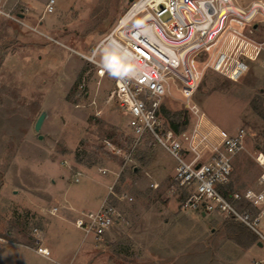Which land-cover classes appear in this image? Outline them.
Wrapping results in <instances>:
<instances>
[{
    "label": "rangeland",
    "instance_id": "1",
    "mask_svg": "<svg viewBox=\"0 0 264 264\" xmlns=\"http://www.w3.org/2000/svg\"><path fill=\"white\" fill-rule=\"evenodd\" d=\"M45 1L0 0V264L264 262V248L236 223L181 211L176 163L162 148L146 140L126 165L108 151L107 143L129 149L128 118L107 103L112 79H98L74 52L89 55L118 26L128 0H54L52 14L44 12ZM243 72L238 66L232 82L206 70L193 96L212 126L248 134L245 151L232 161L234 191L254 185L252 157L264 152V69L254 65L244 78ZM179 88L169 84L162 118L189 130L194 120ZM111 186L122 220L101 240L84 239L73 219L96 210Z\"/></svg>",
    "mask_w": 264,
    "mask_h": 264
},
{
    "label": "built area",
    "instance_id": "2",
    "mask_svg": "<svg viewBox=\"0 0 264 264\" xmlns=\"http://www.w3.org/2000/svg\"><path fill=\"white\" fill-rule=\"evenodd\" d=\"M54 4L46 0L44 12L52 14ZM261 27L264 3L260 1L243 6L237 0H135L118 26L89 55L74 53L93 67L98 79H112L107 103L117 105L128 118L130 147L124 151L107 143L111 155L126 165L144 141L159 146L176 163L173 187L182 195L181 211L216 214L237 223L264 248V152L252 157L258 167L254 185L242 191L228 190L233 158L245 151L248 134L243 130L228 134L212 126L193 103L206 70L232 81L230 73L238 66L243 67V78L254 65L264 69ZM105 53L113 54L114 63L122 67L123 61L135 60L134 75L114 78L102 71L96 58ZM173 82L180 84L184 109L194 120L189 130H174L163 121L162 101ZM115 196L111 186L96 210L77 212L71 225L84 239L101 240L120 223L121 214L110 198ZM119 200L132 199L121 196ZM35 253L50 257L45 248Z\"/></svg>",
    "mask_w": 264,
    "mask_h": 264
},
{
    "label": "clouds",
    "instance_id": "3",
    "mask_svg": "<svg viewBox=\"0 0 264 264\" xmlns=\"http://www.w3.org/2000/svg\"><path fill=\"white\" fill-rule=\"evenodd\" d=\"M127 56H131V53H125ZM114 55L111 53H105L101 58L102 71L107 72L112 77L120 76H132L134 75V70L137 65L135 60H125L123 61L124 67L113 62Z\"/></svg>",
    "mask_w": 264,
    "mask_h": 264
},
{
    "label": "water",
    "instance_id": "4",
    "mask_svg": "<svg viewBox=\"0 0 264 264\" xmlns=\"http://www.w3.org/2000/svg\"><path fill=\"white\" fill-rule=\"evenodd\" d=\"M135 0H128V4H132ZM46 119V112H42L39 117L37 118V120L35 121V124H34V127H33V130L34 132L37 134L39 133L42 125H43V122L44 120ZM42 137L41 136H38V140H41ZM257 247L258 248H261V245L260 244H257Z\"/></svg>",
    "mask_w": 264,
    "mask_h": 264
},
{
    "label": "trees",
    "instance_id": "5",
    "mask_svg": "<svg viewBox=\"0 0 264 264\" xmlns=\"http://www.w3.org/2000/svg\"><path fill=\"white\" fill-rule=\"evenodd\" d=\"M161 112H162L163 115H166V114H165V110H164V108L161 109ZM169 126H170L172 129H174V130H176V129L178 128V126L175 125L174 122H170V123H169ZM227 189L231 190V184L228 185ZM236 224H237V223H236ZM237 225H239V224H237ZM239 226H240V225H239ZM240 227H242V226H240ZM242 228L245 229L244 227H242ZM245 230H246V229H245ZM253 238H254V243L256 244V238H255L254 236H253Z\"/></svg>",
    "mask_w": 264,
    "mask_h": 264
},
{
    "label": "bare ground",
    "instance_id": "6",
    "mask_svg": "<svg viewBox=\"0 0 264 264\" xmlns=\"http://www.w3.org/2000/svg\"><path fill=\"white\" fill-rule=\"evenodd\" d=\"M237 68H235L234 70L231 71V73H230L231 79H236V76H237Z\"/></svg>",
    "mask_w": 264,
    "mask_h": 264
},
{
    "label": "crops",
    "instance_id": "7",
    "mask_svg": "<svg viewBox=\"0 0 264 264\" xmlns=\"http://www.w3.org/2000/svg\"><path fill=\"white\" fill-rule=\"evenodd\" d=\"M230 184H231V182H230ZM228 190H229V189H228ZM230 191H233V190L231 189ZM111 233H112V232H111ZM111 233H110V234H111ZM255 246L257 247V245H256V244H255Z\"/></svg>",
    "mask_w": 264,
    "mask_h": 264
},
{
    "label": "snow or ice",
    "instance_id": "8",
    "mask_svg": "<svg viewBox=\"0 0 264 264\" xmlns=\"http://www.w3.org/2000/svg\"><path fill=\"white\" fill-rule=\"evenodd\" d=\"M112 59H113V62H115V57H113Z\"/></svg>",
    "mask_w": 264,
    "mask_h": 264
}]
</instances>
